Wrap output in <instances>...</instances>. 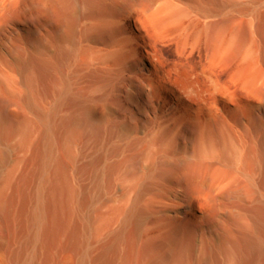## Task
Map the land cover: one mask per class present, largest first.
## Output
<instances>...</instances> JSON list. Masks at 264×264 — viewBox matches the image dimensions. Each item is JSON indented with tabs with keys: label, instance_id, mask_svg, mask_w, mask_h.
I'll use <instances>...</instances> for the list:
<instances>
[{
	"label": "bare ground",
	"instance_id": "6f19581e",
	"mask_svg": "<svg viewBox=\"0 0 264 264\" xmlns=\"http://www.w3.org/2000/svg\"><path fill=\"white\" fill-rule=\"evenodd\" d=\"M44 25L51 35L18 40ZM78 28L68 71L58 38L73 41ZM148 36L174 44L192 85L175 86ZM122 87L131 146L143 150L131 175L102 153L88 162L98 192L114 176L126 184L89 238L87 222L70 228L62 214L63 196L76 195L67 166L84 136L107 134L94 105L108 108ZM115 115L105 113L122 129ZM12 152L0 181V264H113L123 247L122 264H168L189 214L199 243L191 264H264V0H0V163ZM211 174L208 210L192 209ZM151 215L174 224L158 234ZM69 237L75 257L64 254Z\"/></svg>",
	"mask_w": 264,
	"mask_h": 264
},
{
	"label": "rangeland",
	"instance_id": "374dc122",
	"mask_svg": "<svg viewBox=\"0 0 264 264\" xmlns=\"http://www.w3.org/2000/svg\"><path fill=\"white\" fill-rule=\"evenodd\" d=\"M36 1L40 2L42 0ZM38 33L40 34V36H32L28 33H21V35L18 37V40H20L23 45L27 44L26 42H30L31 39L35 37L43 38L47 35H51L50 28L46 25H44L43 30L39 31ZM73 37V41H63L62 39L58 38L59 46L63 48L65 52L70 53V56L68 58L66 57L65 59V68L68 71L74 68L80 58L79 28L74 33ZM148 37L147 43L149 49L153 51L155 59L159 64H161L163 69L166 71L169 70L170 77L173 79L175 86L179 87L188 86L190 84L192 85L193 78L189 73L191 72V66L187 61L182 60L176 56L174 44L167 40L156 41L155 39H153V37ZM16 43L17 42H15L13 45L15 46ZM126 90V87H122L119 91V94L117 95L118 97L109 99L107 102L108 108H106L101 103H97L94 105L96 116L101 121L103 128L107 134L103 135L99 142L89 135L84 136L77 147L79 155L77 160L74 162V164H69L67 166L66 182L68 185L70 184L71 187H74V189L76 190V195L72 201L70 200V202H68L66 197L63 196L62 206L64 208L62 214L65 215L64 218L70 228L76 226L80 227L83 222H87L89 226L87 230L89 238L92 237L94 229L100 224L101 221L108 219L111 215H115V208H118V204L120 205V201H122L126 184L121 178L117 179V177L114 176L111 180L105 181V183H103L102 190L98 192L93 188V172L89 168L88 162L93 157L102 153L105 155L103 164L117 163L120 166H123L124 171L125 173H127V175H131L135 172L134 167L130 165L131 159L143 150L142 144L131 146V140L128 131L133 125L124 123L129 119V115L127 113V104L122 99ZM107 109L109 111H116L119 117L115 115L114 120L117 119V122H122V129H119L115 126L111 117L105 116V113H107ZM26 118L31 123V125L35 126L37 124L32 115L29 114ZM116 145H120L123 147L122 152L119 154H109V148ZM14 156L15 152H12L9 154L8 160L5 163H0V181L1 178L5 176L7 171L14 165ZM214 178V174H211L208 179V186L200 191V194H194L190 203L192 209L198 210L203 213L208 210L207 208L209 202L207 200V192L212 188ZM166 183L167 182H161L159 183V185L162 188H165L168 187V184ZM163 200V198H160V201ZM196 221L197 217L189 214L184 215L183 222H177L179 229L178 253H180V256L179 258H174L168 264H191L193 259H196V256L198 254L197 247L199 243L194 238L193 234H191V230H193L194 226H196L195 224H197L195 223ZM149 223L152 227V230L158 234L167 232L172 228L174 224V222L166 219L164 215H151ZM144 244V238L141 237L140 240L134 245L135 251H139L140 249H142ZM126 248L127 247H123L121 249L119 259H116L113 264H122L127 252ZM64 254L68 257L77 256V250L74 247L73 237L68 238V248L65 250Z\"/></svg>",
	"mask_w": 264,
	"mask_h": 264
}]
</instances>
